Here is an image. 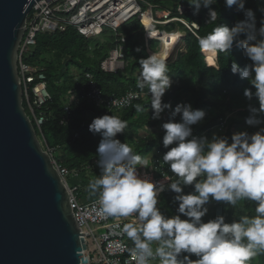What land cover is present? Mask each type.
Here are the masks:
<instances>
[{
	"label": "clouds",
	"instance_id": "9594fccd",
	"mask_svg": "<svg viewBox=\"0 0 264 264\" xmlns=\"http://www.w3.org/2000/svg\"><path fill=\"white\" fill-rule=\"evenodd\" d=\"M224 2L228 8L235 5L245 18L231 27L217 24L199 38L198 44L213 54L230 52L235 44L251 61L244 67L233 62L231 72L255 88V92L244 90L248 101L255 98L259 102V108L248 105L246 123L255 127L264 124V19L257 28L254 12L245 7L246 0ZM216 3L217 0H190L189 4L194 15L201 8L207 9V23H213L219 19V12L211 7ZM260 11L264 12V8ZM139 63L137 88L148 90L151 118L160 120L165 110H171L168 122L162 124L163 147L169 149L162 159L175 177L167 188L176 193L173 202H178V214L166 216L161 212L158 198L166 190L165 185L137 168L147 166L148 161L116 138L128 123L112 114L94 118L89 125V131L102 137L96 161L100 175L88 183L89 194L98 197L99 213L116 218L135 216L124 224L123 232L133 242L130 254L136 264H249L264 252V127L253 134L234 133L231 142L218 134L210 140L194 135L192 126L205 118V111L186 103L172 109L170 103L162 101L173 84L163 57L152 53ZM136 110L143 108L137 104ZM171 145L175 146L169 148ZM186 186L194 190L185 194ZM212 200L233 207L241 200L254 202L255 215H242L230 223L219 215L204 222L202 218ZM181 214L187 219H182ZM191 255L197 259H191Z\"/></svg>",
	"mask_w": 264,
	"mask_h": 264
},
{
	"label": "trees",
	"instance_id": "16d2710c",
	"mask_svg": "<svg viewBox=\"0 0 264 264\" xmlns=\"http://www.w3.org/2000/svg\"><path fill=\"white\" fill-rule=\"evenodd\" d=\"M145 1L162 7L165 11L169 10L171 15H176L178 6L189 7L188 13L182 17L189 23L197 25V29H192L195 35L186 32L185 51L180 53L174 61L167 63L168 74L173 84L162 98L164 103L172 105V109L177 104L186 103L191 104L194 109L205 111V118L192 126L193 134L207 136L209 140L213 134H218L227 136L231 142V136L234 133L247 131L253 134L264 127V124L255 127L247 125L246 118L250 115L248 105L251 103L259 108V102L255 98L248 101L244 96V90L251 89L255 92V88L247 79H241L239 74L231 72L233 62L240 67L251 63L244 56L242 48L234 44L230 52H219L212 56L205 55V57L200 52L201 48L198 44L199 38L210 33L217 24H227L231 27L237 21L243 20L245 18L243 13L238 12L235 5L228 8L224 0H217V3L211 7L219 12V19L216 22L207 23L208 10L201 8L200 12L194 15L193 8L189 4L190 0ZM245 7L252 9L256 16L257 28H259L261 20L264 19V12L260 11L264 8V0H246ZM181 31L184 36V31L182 29ZM118 32L125 38L123 60L126 61V66L116 73H106L98 67L99 61L106 58V49L113 47L112 37L107 31H104L101 36L104 43H100L99 39H85L71 27H67L63 32L41 33L36 36L35 45L26 51L22 59L29 65L43 68L46 88L50 95V99L44 104L46 120L40 126L43 136L41 145L43 148L53 149L51 159L58 165L68 169H79L78 178L68 179L67 184L79 185L77 197L82 201L96 198L89 194L88 183L100 175L96 161L97 147L102 137L99 133L94 134L89 131L90 123L97 118L93 113L86 115V110H91V107L84 103L75 105L68 100L64 101L61 96L74 89L72 69L77 75H81L83 71L90 72L102 93L106 95L118 96L128 89L143 91L137 88L138 79L133 75L134 71L141 68L139 60L150 56L142 41L140 24L136 18L131 19L121 25ZM139 37L142 43L138 41ZM152 42L154 43V41L149 43V49L156 51ZM138 48L139 51H137ZM137 104L141 105L143 111L136 110ZM65 105L70 107L68 115L64 113ZM22 106L26 112L24 102ZM151 110L149 98L134 102L116 115L128 123L127 128L122 133H118L116 138L132 143L133 150L142 158L151 156L157 150L165 149L162 143L165 130L160 120H151ZM63 117L65 123L60 125L59 121ZM218 118L221 121L220 129L212 131ZM179 120L178 115L176 121ZM144 127H159L160 130L155 134L140 136L138 131ZM35 133L37 135L36 130ZM74 133L78 134L76 138L73 137ZM173 146L175 145L169 148ZM93 160H95L94 163ZM193 190V186H186L183 189L185 194ZM175 195L176 193L167 189L158 198V207L166 216L178 214L176 211L178 202H173ZM207 207L209 211L202 218L204 222L219 215L225 216L226 222L229 223L242 215H255V204L251 201L241 200L233 207L212 200ZM190 258L197 259L195 255H191ZM251 264H264V252L253 258Z\"/></svg>",
	"mask_w": 264,
	"mask_h": 264
},
{
	"label": "built area",
	"instance_id": "2783aa9c",
	"mask_svg": "<svg viewBox=\"0 0 264 264\" xmlns=\"http://www.w3.org/2000/svg\"><path fill=\"white\" fill-rule=\"evenodd\" d=\"M153 11H156L155 5L145 0H38L33 2L24 19V30L18 44L16 66L22 89V102L26 107V115L37 132L36 136L40 145L43 142L40 126L46 120L44 104L50 99V95L46 88L43 68L29 65L22 60L26 51L35 45L36 36L41 33L63 32L67 27H71L85 39H99L103 32L107 31L112 37L113 47L108 57L99 61L98 67L103 72L116 73L123 69V45L125 43V38L118 32V29L131 19L136 18L141 25L142 15L146 12L150 13L151 21L148 27L141 25L143 43L150 55L152 54L149 50L150 41L159 42V40L148 36L147 33L155 31L165 35L176 28H181L184 36L176 40L172 52L178 41L184 39L186 32L195 35L192 29H197V26L186 22L182 17L189 11V7L178 6L176 15H171L170 11H160L162 12L160 17H155ZM170 22L177 24L174 30L170 31L164 27L159 29V26H166ZM73 85L74 89L70 91L72 96L68 97V102L75 105L84 103L90 106L91 110H86V115L87 113H93L97 117L105 114L114 115L130 107L136 101L145 100L144 91L132 89L118 96L103 94L93 79V75L88 71H83L81 75L73 71ZM64 113L65 115L70 113L69 105H65ZM64 123L65 118L63 117L59 124ZM77 136L78 134L74 133L73 137ZM43 149L51 158L53 149ZM168 150H157L151 156L144 158L148 161L147 166L137 165L142 174L146 173L153 181L165 185L166 190L167 185L175 179L162 159L163 154ZM51 162L67 190L71 214L83 234L88 264H136L130 254L133 242L123 232L124 224L132 222L135 216L116 218L100 214L98 197L90 201H82L77 197L79 185L67 184L68 179L78 178L79 169L62 167L52 159ZM92 162L94 163L95 160ZM151 264H157V261H152Z\"/></svg>",
	"mask_w": 264,
	"mask_h": 264
},
{
	"label": "water",
	"instance_id": "95a60500",
	"mask_svg": "<svg viewBox=\"0 0 264 264\" xmlns=\"http://www.w3.org/2000/svg\"><path fill=\"white\" fill-rule=\"evenodd\" d=\"M38 0H0V264H88L69 197L22 106L16 56Z\"/></svg>",
	"mask_w": 264,
	"mask_h": 264
},
{
	"label": "rangeland",
	"instance_id": "374dc122",
	"mask_svg": "<svg viewBox=\"0 0 264 264\" xmlns=\"http://www.w3.org/2000/svg\"><path fill=\"white\" fill-rule=\"evenodd\" d=\"M155 8H156V11H153L152 13H153V15L155 16V17H160L161 16V13L162 12H165V10H163L162 9V7H158V6H155ZM160 11H162V12H160ZM167 11H169V10H167ZM188 13V12H187ZM187 13H184L182 16H184V15H186ZM183 19L186 21V22H189V21H187L184 17H183ZM171 24V25H170ZM176 26H177V24H175V22H170V23H168L166 26H159V29H162L161 27H164V28H169V29H167V30H170V31H172V30H174L175 28H176ZM140 28H141V30H142V26L140 25ZM193 28V27H192ZM174 31H177V32H181L182 33V31H181V29L180 28H176ZM143 32V31H142ZM169 32V31H168ZM101 39H103L102 37H100L99 38V41H100V43H104V41L103 40H101ZM138 41L139 42H141V40H140V37L138 38ZM142 41H143V39H142ZM151 42V41H150ZM142 43V42H141ZM153 43V42H152ZM144 44V43H143ZM151 44V43H150ZM154 46H155V48L157 49L158 48V46H159V42L158 41H156V40H154ZM149 47H150V45H149ZM111 50H112V48L111 49H106V57H108V55H109V53L111 52ZM150 51H151V49H149ZM185 50V48H184V39L182 40V39H180L179 41H178V44H177V46H176V48H175V50L171 53V56L169 57V59L166 61V63H169V62H172V61H174L175 59H176V57L180 54V53H182L183 51ZM200 52L202 53V55L203 56H212L213 55V53H209V52H205L204 50L202 51V49L200 50ZM205 56V57H206ZM214 58H215V55H214ZM213 58V59H214ZM122 64H123V68L126 66V61H122ZM140 71H141V68H138L136 71H134V73H133V75L135 76V77H137V79L139 78V75H140ZM71 72L73 73V69L71 70ZM144 91V99H149L150 98V96L148 95V91L147 90H143ZM72 96V92H66V93H64L61 97L63 98V100L64 101H66V100H68V97L70 98ZM151 111H153V110H151ZM170 111L171 110H165V112L164 113H162V119H160V122H161V124H163V123H166V122H168V119H169V113H170ZM118 113H115V115H117ZM151 120H153V119H151ZM220 126H221V121H220V118H218V120H217V124L214 126V127H212V131H218L219 129H220ZM159 130H160V128L159 127H144V128H142V129H140L139 131H138V134L140 135V136H146V135H148V134H155V133H157V132H159ZM122 143H127L130 147H132V143H130V142H128V141H125V140H120ZM181 218L182 219H186L185 217H183V216H181ZM153 247H155V245H153ZM158 262V261H157ZM249 264H251V261H249Z\"/></svg>",
	"mask_w": 264,
	"mask_h": 264
},
{
	"label": "bare ground",
	"instance_id": "6f19581e",
	"mask_svg": "<svg viewBox=\"0 0 264 264\" xmlns=\"http://www.w3.org/2000/svg\"><path fill=\"white\" fill-rule=\"evenodd\" d=\"M150 21H151L150 13L149 12L144 13L141 17V22H142L141 25L147 28ZM150 33H151L150 36L159 40L158 49L156 51H151V52L163 57L165 61H167L171 56L172 48L176 40L183 37V33L177 31H172L165 35L158 34L155 31H152Z\"/></svg>",
	"mask_w": 264,
	"mask_h": 264
}]
</instances>
